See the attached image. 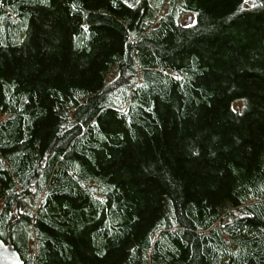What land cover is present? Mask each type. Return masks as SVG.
<instances>
[{
  "label": "trees",
  "instance_id": "obj_1",
  "mask_svg": "<svg viewBox=\"0 0 264 264\" xmlns=\"http://www.w3.org/2000/svg\"><path fill=\"white\" fill-rule=\"evenodd\" d=\"M0 239L264 264V0H0Z\"/></svg>",
  "mask_w": 264,
  "mask_h": 264
},
{
  "label": "water",
  "instance_id": "obj_2",
  "mask_svg": "<svg viewBox=\"0 0 264 264\" xmlns=\"http://www.w3.org/2000/svg\"><path fill=\"white\" fill-rule=\"evenodd\" d=\"M191 22V17L183 21L184 25ZM0 264H22L19 253L14 249L10 242L0 239Z\"/></svg>",
  "mask_w": 264,
  "mask_h": 264
}]
</instances>
